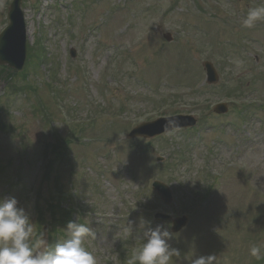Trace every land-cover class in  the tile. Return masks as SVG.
Wrapping results in <instances>:
<instances>
[{
	"label": "rangeland",
	"instance_id": "rangeland-1",
	"mask_svg": "<svg viewBox=\"0 0 264 264\" xmlns=\"http://www.w3.org/2000/svg\"><path fill=\"white\" fill-rule=\"evenodd\" d=\"M11 2L0 0V33L9 23ZM261 4L264 0H24L29 45L40 39L49 59L30 67L36 93L15 92L12 82L21 83V77L0 76V199L15 197L29 214L31 243L38 251L53 246L55 230L40 221L35 203L47 220V201L60 175L67 198L90 210L72 216L95 233L85 237V249L97 264H129L143 243L141 219L168 226L153 219L154 210L138 208L151 201L164 204L146 185L155 176L175 193L174 203L163 210L190 215L184 229L172 232L169 243L180 253L169 264H191L210 254L216 264H264L249 254L253 245H264V107L247 126L239 119L241 102L232 98L239 93L264 98V23L242 26L248 9ZM208 59L218 68L219 81L199 93L176 91L198 104L170 105L171 89H186L205 77ZM208 97L213 102L206 110ZM220 101L233 106L221 116L211 112ZM177 113H194L198 126L174 131L171 139L170 134L129 139L138 121ZM56 132L71 144L61 150L59 166L53 163L48 182L42 178L44 150ZM189 142L195 148L186 163H172L171 151ZM216 144L222 151L217 163L232 162L231 169L215 164ZM158 156L166 160L159 162ZM209 161L223 177L212 187V198L194 204L192 183L210 182L206 171L199 174ZM65 225L58 243L68 238Z\"/></svg>",
	"mask_w": 264,
	"mask_h": 264
},
{
	"label": "clouds",
	"instance_id": "clouds-1",
	"mask_svg": "<svg viewBox=\"0 0 264 264\" xmlns=\"http://www.w3.org/2000/svg\"><path fill=\"white\" fill-rule=\"evenodd\" d=\"M264 23V4L250 7L243 18L242 26L252 28ZM170 225L156 224L141 219L140 238L142 246L131 257L129 264H169L180 251L172 248ZM68 238L54 247L38 251L31 243L33 223L26 210L19 206L15 197L0 199V264H97L93 254L83 246L85 237L94 236L92 229L79 221H69ZM250 256L264 259V245H253ZM216 255H201L191 264H216Z\"/></svg>",
	"mask_w": 264,
	"mask_h": 264
},
{
	"label": "water",
	"instance_id": "water-1",
	"mask_svg": "<svg viewBox=\"0 0 264 264\" xmlns=\"http://www.w3.org/2000/svg\"><path fill=\"white\" fill-rule=\"evenodd\" d=\"M22 0H14L10 9V18L11 23L9 27L0 37V58L10 59L11 65L17 69H22L25 62V41L24 36L26 34V27L23 20V12L21 11L20 4ZM7 38L20 41L15 43L13 49L3 50L7 48ZM0 62L3 63V59H0ZM210 75L212 71L209 68Z\"/></svg>",
	"mask_w": 264,
	"mask_h": 264
},
{
	"label": "trees",
	"instance_id": "trees-1",
	"mask_svg": "<svg viewBox=\"0 0 264 264\" xmlns=\"http://www.w3.org/2000/svg\"><path fill=\"white\" fill-rule=\"evenodd\" d=\"M27 85H29V84H26V88H28ZM21 90H25V85H21ZM50 210H51V214H52V218H53L51 223L57 225V223L60 222L59 216L57 217V212L58 211L56 210V207L54 205H51ZM60 215H61L63 220H67L68 219L67 216L69 214L66 212V215H64V210H61L60 211Z\"/></svg>",
	"mask_w": 264,
	"mask_h": 264
}]
</instances>
